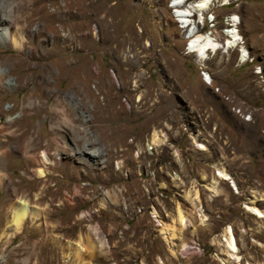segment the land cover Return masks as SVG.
<instances>
[{"label": "rangeland", "instance_id": "1", "mask_svg": "<svg viewBox=\"0 0 264 264\" xmlns=\"http://www.w3.org/2000/svg\"><path fill=\"white\" fill-rule=\"evenodd\" d=\"M20 1L13 30L22 48L0 41V264H229L222 243L229 225L242 264H264V220L245 207L254 196L264 207V0L211 5L216 28L205 20L200 33L225 41L234 12L251 58L240 63L238 50H219L205 68L186 50L170 0H0V7L11 15ZM156 130L165 143H153ZM43 151L60 160L40 179L31 170L44 166ZM218 163L240 192L228 181L219 180L218 195L204 186ZM192 185L206 224L185 195ZM12 190L42 211L16 235L6 229ZM178 207L190 221L176 230L173 248L154 210L170 223Z\"/></svg>", "mask_w": 264, "mask_h": 264}, {"label": "bare ground", "instance_id": "2", "mask_svg": "<svg viewBox=\"0 0 264 264\" xmlns=\"http://www.w3.org/2000/svg\"><path fill=\"white\" fill-rule=\"evenodd\" d=\"M234 0H170V6L173 9V14L179 23L180 27L183 28L184 37L187 39L186 50L188 53L193 54L196 58L197 63L200 66H206V61L212 56L216 55L219 50L223 52H228L231 49H239V62L243 63L250 60L251 55L248 49L242 44V35L239 33L237 27L240 17L238 15L231 14L227 17V25L222 29L224 33L225 41L220 42L213 33V30H207L205 33H200V25L205 23L207 20V24L210 21H214L215 14L208 13L211 5L213 3H218V5H227L231 4ZM25 3V2H24ZM188 3V4H187ZM23 5V4H22ZM14 8L17 10H21V1L17 4V6L11 9L12 14L5 13L4 9L0 7V41H9L12 43L15 49L22 48V39L19 33L13 30V21L17 24L21 21L19 15H14ZM25 9V8H24ZM15 12V11H14ZM197 15V19H193L192 17ZM217 22H214L211 28H216ZM190 26H193L191 30H188ZM191 33V34H189ZM40 31H38V35ZM262 70L259 68L257 73H260ZM5 72L0 70V88L3 85V80L5 77ZM202 74L208 81H212L211 75L205 70L202 71ZM207 74V75H206ZM194 143L201 150H209L208 146L203 142L198 140L196 137H193ZM165 139L163 135L159 131H155L153 134V143L154 144H162ZM165 143V142H164ZM88 149L87 146H85ZM90 151L88 150V153ZM91 156H98L95 152H90ZM42 163L44 166L40 165L36 170H31L37 178L43 179L48 177L50 171L48 170V166L50 163L59 162L60 158L58 153L53 156V159L50 157L48 152L43 151L42 153ZM55 158L59 159L56 162L52 161ZM93 160V158H92ZM216 168V177L209 179L207 176H204L203 179L208 183L204 186L212 192L213 195L219 194V180L228 181L231 183V187L236 191L240 192L238 184L235 178L231 175V173L226 169L223 163H218L215 165ZM5 176L0 174V185L4 182L3 179ZM176 178H180L178 174H176ZM175 178V179H176ZM9 184L13 183L11 180L8 182ZM13 193V194H12ZM186 197L192 202L196 208V211L201 219V224H206L208 220V216L204 213L202 200L200 195V189L197 185H192L189 190L186 191ZM10 196V211H11V219L8 222L6 227L7 230H12L11 235H16L17 233H21L24 229L26 222L29 218L33 220H38L42 217L41 209L32 204L30 199L24 197H15V190L9 193ZM36 200H40V197H37ZM259 197L254 196L253 199L245 205L247 210L257 216L260 219L264 220V207H258L257 201ZM154 217L157 218L159 231L163 235V237L168 241L171 247L176 248L177 243H175L174 239L176 238V230L183 229L187 227L190 218L187 213L181 208H177L176 215L174 219L170 223H166L160 219L159 213L154 210ZM179 226V227H178ZM5 229V232H6ZM93 233H99L98 228L93 227L90 229ZM180 230V232H181ZM49 232V231H48ZM223 244L226 247V256L227 262L229 264H242L243 258L239 254L240 252V241L241 239L235 233L232 225H229L225 228L222 234ZM100 238V237H99ZM101 240V239H100ZM104 241H101V245L104 244ZM73 244L72 241H66L65 244ZM99 243V242H98ZM100 245V246H101ZM98 246V245H97ZM180 249H175V254H178ZM91 261L89 259H85V264H90ZM92 264V263H91ZM246 264H255L253 262L248 261Z\"/></svg>", "mask_w": 264, "mask_h": 264}, {"label": "crops", "instance_id": "3", "mask_svg": "<svg viewBox=\"0 0 264 264\" xmlns=\"http://www.w3.org/2000/svg\"><path fill=\"white\" fill-rule=\"evenodd\" d=\"M227 5H229V4H227ZM227 5H224V6H227ZM221 6V5H220ZM223 6V5H222ZM223 6V7H224ZM209 13V12H208ZM231 14H234V12H231V13H229V14H227V15H231ZM236 14V13H235ZM237 15V14H236ZM202 32V31H201ZM223 35V34H222ZM231 50H238V52H239V49H231ZM230 51V50H229ZM238 57H239V55H238ZM207 62V61H206ZM207 67V66H206ZM203 68H205V66L203 67ZM200 78H201V76H200ZM202 79V78H201Z\"/></svg>", "mask_w": 264, "mask_h": 264}, {"label": "built area", "instance_id": "4", "mask_svg": "<svg viewBox=\"0 0 264 264\" xmlns=\"http://www.w3.org/2000/svg\"><path fill=\"white\" fill-rule=\"evenodd\" d=\"M214 22H217V16L215 15L214 21H210L209 24L212 25Z\"/></svg>", "mask_w": 264, "mask_h": 264}, {"label": "water", "instance_id": "5", "mask_svg": "<svg viewBox=\"0 0 264 264\" xmlns=\"http://www.w3.org/2000/svg\"><path fill=\"white\" fill-rule=\"evenodd\" d=\"M187 4H188V3H187ZM192 27H193V26H190V27L188 28V30H191V29H192ZM189 34H191V33H189Z\"/></svg>", "mask_w": 264, "mask_h": 264}]
</instances>
